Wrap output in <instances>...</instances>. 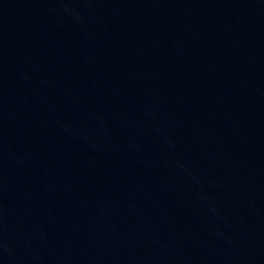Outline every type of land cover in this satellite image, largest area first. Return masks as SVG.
I'll return each instance as SVG.
<instances>
[{"label": "water", "instance_id": "obj_1", "mask_svg": "<svg viewBox=\"0 0 264 264\" xmlns=\"http://www.w3.org/2000/svg\"><path fill=\"white\" fill-rule=\"evenodd\" d=\"M0 264H264V0H0Z\"/></svg>", "mask_w": 264, "mask_h": 264}]
</instances>
